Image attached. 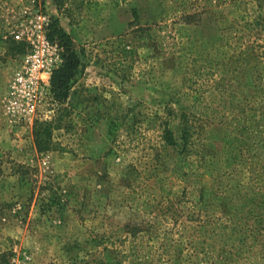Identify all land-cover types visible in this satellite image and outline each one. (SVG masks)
Segmentation results:
<instances>
[{"label": "rangeland", "instance_id": "rangeland-1", "mask_svg": "<svg viewBox=\"0 0 264 264\" xmlns=\"http://www.w3.org/2000/svg\"><path fill=\"white\" fill-rule=\"evenodd\" d=\"M54 22L66 34L55 42L62 57L70 51L79 60L71 95L59 103L50 86L32 119L11 117L10 84L29 50L14 33L45 23L48 34ZM194 58L221 61L218 77L240 83L243 97L264 93V0H0V264H131L148 250L157 264H202L187 252L161 255V232L149 230L164 225V206L150 203V187L163 180L195 200L201 187L204 201L221 199L210 170L197 177L193 157L162 146V121L178 139L185 119L200 121L199 141L210 151L242 141L211 122L218 94L209 83L184 85ZM253 72L262 75L260 91ZM66 107L72 129L53 140L67 150L41 151L37 131ZM111 110L125 118L112 121ZM181 161L187 177L175 168ZM224 209L239 215L244 202L227 200ZM135 223L139 240L126 229ZM213 264L242 262L224 252Z\"/></svg>", "mask_w": 264, "mask_h": 264}, {"label": "trees", "instance_id": "trees-1", "mask_svg": "<svg viewBox=\"0 0 264 264\" xmlns=\"http://www.w3.org/2000/svg\"><path fill=\"white\" fill-rule=\"evenodd\" d=\"M182 5H186L185 2ZM192 16L186 15V19L190 20ZM65 36L58 22L50 25L48 38L51 42L55 43ZM25 46L20 43L17 48L23 50ZM78 63L77 55L67 51L63 54L61 66L53 72L51 91L59 103L64 104L71 95ZM221 63L215 59H192L184 70L183 83L191 89L200 85L202 80L201 85L209 83L212 91L218 94L211 109V122L232 128V132L242 138L241 143L237 144L233 139L224 142L216 152L210 151L209 146L199 141L200 121L185 119L181 139L175 136L167 120L160 125L162 146L166 150L173 149L184 161L193 157L199 170L194 173L197 177L210 170V188L221 199L218 202L204 201V187H201V196L195 200L186 189L179 194L169 189L167 181L163 180L160 185L150 187L153 191L150 203L164 206L161 215L164 216V225L155 229L152 224L149 230L161 232L154 238L158 245L154 249L162 251L161 255L170 254L171 250L176 256L187 252L199 263L213 264L222 253L227 252L242 264H264V213L257 212L264 208V93L243 97L246 89L240 83L231 78L218 77ZM251 76L256 91L263 87L261 82L255 83L261 80L260 73L257 76L253 72ZM112 112L107 115L112 121L125 118V113L120 115L119 110L114 114ZM70 116V109L63 108L54 121L40 127L36 137L41 151L67 150L55 143L53 135L55 131L72 129V121H67ZM175 168L184 170L183 176L190 175L182 161L181 166ZM227 200L243 201L244 211L236 216L230 215L224 209ZM156 219L153 217V220ZM127 228L137 240L141 238L139 224H129ZM107 238L108 234L103 235L97 245H105ZM132 258L131 264H157L150 250L143 255L134 253Z\"/></svg>", "mask_w": 264, "mask_h": 264}, {"label": "built area", "instance_id": "built-area-1", "mask_svg": "<svg viewBox=\"0 0 264 264\" xmlns=\"http://www.w3.org/2000/svg\"><path fill=\"white\" fill-rule=\"evenodd\" d=\"M44 24L37 23L14 33L15 39L26 43L29 48L20 71L10 84L7 97L9 115L20 120L32 119L45 94L50 91L53 72L62 64L61 50L57 43L49 40Z\"/></svg>", "mask_w": 264, "mask_h": 264}]
</instances>
